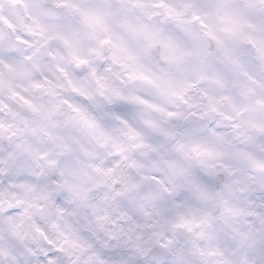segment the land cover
<instances>
[{
    "label": "clouds",
    "instance_id": "1",
    "mask_svg": "<svg viewBox=\"0 0 264 264\" xmlns=\"http://www.w3.org/2000/svg\"><path fill=\"white\" fill-rule=\"evenodd\" d=\"M0 264H264V0H0Z\"/></svg>",
    "mask_w": 264,
    "mask_h": 264
}]
</instances>
